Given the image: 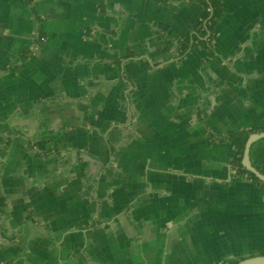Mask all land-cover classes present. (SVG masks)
Instances as JSON below:
<instances>
[{"label":"crops","instance_id":"1","mask_svg":"<svg viewBox=\"0 0 264 264\" xmlns=\"http://www.w3.org/2000/svg\"><path fill=\"white\" fill-rule=\"evenodd\" d=\"M220 1L0 0V264L264 256V0Z\"/></svg>","mask_w":264,"mask_h":264},{"label":"trees","instance_id":"2","mask_svg":"<svg viewBox=\"0 0 264 264\" xmlns=\"http://www.w3.org/2000/svg\"><path fill=\"white\" fill-rule=\"evenodd\" d=\"M27 3H31L30 0H24ZM200 1L206 11V17L205 19L208 20V25L206 28V32L203 33L204 36H206V33L213 34L214 29L218 25V22L223 16V10H222V4L220 0H196ZM202 37V36H201ZM39 45L44 42V38L42 36L38 37ZM264 132V128L258 129V130H250V131H239V132H232L227 137L223 138V140L229 144L231 147H233L237 152V157L232 163V167L236 170L237 174L240 176H247L249 177L256 185L264 189V184L258 180V178L247 171L243 165V157H244V151H245V145L247 143V140L252 134H260ZM259 171L264 175V171L262 169H259ZM242 261V260H241ZM240 261L237 260H230L226 264H238Z\"/></svg>","mask_w":264,"mask_h":264},{"label":"water","instance_id":"3","mask_svg":"<svg viewBox=\"0 0 264 264\" xmlns=\"http://www.w3.org/2000/svg\"><path fill=\"white\" fill-rule=\"evenodd\" d=\"M262 139H264V132L260 134H252L249 137L245 145L242 165L247 171L254 174L258 178V180L264 184V175L252 165L251 159H250V151H251L252 145ZM238 264H264V256L248 258V259L240 261Z\"/></svg>","mask_w":264,"mask_h":264}]
</instances>
